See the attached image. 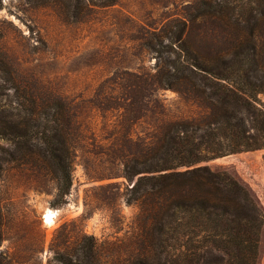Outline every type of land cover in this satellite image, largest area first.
Masks as SVG:
<instances>
[{"label": "trees", "instance_id": "trees-1", "mask_svg": "<svg viewBox=\"0 0 264 264\" xmlns=\"http://www.w3.org/2000/svg\"><path fill=\"white\" fill-rule=\"evenodd\" d=\"M233 2L200 0L168 33L129 18L141 46L156 53L161 68L153 75L125 70L116 88L108 83L104 102L95 107L117 115L100 139L85 134L81 94L68 119L61 102L43 105L33 94L20 92L10 76L0 75L13 92L0 91V99H7L5 104L0 100V140L13 146L12 152L0 149V172L2 164L13 162L41 168L51 175L55 203H60L72 185L79 144L102 143L114 169L102 177L133 182L126 200L138 206L136 254L124 263L256 264L264 213L246 188L207 166L231 154L264 150V8L237 9ZM82 5L83 0H66L67 19L79 22ZM197 19L199 45L192 36ZM147 34L153 35L151 41ZM165 38L178 42L182 58L164 56ZM164 90L175 92L179 105H168L161 98ZM26 97L30 105L24 108ZM83 168L89 177L85 162ZM3 223L0 208V245ZM72 224L55 231L47 264H115L102 252L103 243L84 232L75 234ZM33 230L37 235L24 249L29 258L18 244L12 252L0 251V264H41L43 235L38 226Z\"/></svg>", "mask_w": 264, "mask_h": 264}, {"label": "rangeland", "instance_id": "rangeland-1", "mask_svg": "<svg viewBox=\"0 0 264 264\" xmlns=\"http://www.w3.org/2000/svg\"><path fill=\"white\" fill-rule=\"evenodd\" d=\"M108 1L83 0V15L77 22L67 19L63 7L66 0H0V75L10 76L20 92L33 94L43 105L53 107L61 102L68 119H73L74 99L81 94L80 121L86 136L95 133L98 139L116 121V111L104 115L95 107L104 102L102 93L108 89V83L111 89L116 88L120 83L116 78L125 70L153 75L161 68L156 53L141 46L137 39L139 32L129 18L168 33L200 0H110L112 6L99 7ZM232 5L237 9L264 8V4L255 0H234ZM200 26L201 20L197 19L192 34L197 45L202 43L197 29ZM145 39L151 41L153 35L147 34ZM161 49L172 60L184 56L178 42L171 43L167 38L162 39ZM8 86L0 79L2 94L12 96ZM160 94L168 105H179L175 92L164 90ZM0 100L2 104L7 102L4 96ZM21 102L24 108L30 105L27 97ZM1 148L13 151V146L4 140H0ZM77 148L72 185L60 203H55L57 189L49 173L19 162L2 164L1 252H12L18 244L27 249L35 232L37 235V230H33L36 225L44 241L40 262L47 264L52 257L49 245L55 231L65 223L75 222L69 229L75 234L93 235L98 243H103L102 252L109 260L113 258L115 264L117 259L124 263L136 254L138 206L126 200L133 182L121 177H102L114 170L106 162L104 144L86 140ZM263 155L264 150L241 152L211 161L207 166L227 173L246 188L264 213ZM83 162L87 164L89 177ZM24 258H29L25 250ZM256 264H264V224Z\"/></svg>", "mask_w": 264, "mask_h": 264}, {"label": "water", "instance_id": "water-1", "mask_svg": "<svg viewBox=\"0 0 264 264\" xmlns=\"http://www.w3.org/2000/svg\"><path fill=\"white\" fill-rule=\"evenodd\" d=\"M40 220H41V224H42L43 226H45V223L43 222V216H42V215H40Z\"/></svg>", "mask_w": 264, "mask_h": 264}]
</instances>
